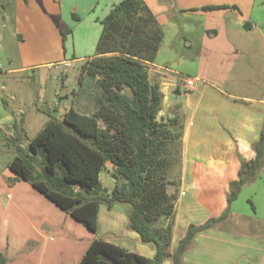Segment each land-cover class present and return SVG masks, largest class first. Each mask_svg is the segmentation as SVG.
<instances>
[{
  "label": "crops",
  "instance_id": "crops-1",
  "mask_svg": "<svg viewBox=\"0 0 264 264\" xmlns=\"http://www.w3.org/2000/svg\"><path fill=\"white\" fill-rule=\"evenodd\" d=\"M121 1L0 0V46L4 47V35L8 32L16 43L23 61L22 68L36 72L62 64L63 79L67 81V68L72 63H78L79 70L83 62L95 55L102 31L101 20ZM145 2L163 30L156 60L149 68V73L153 69L161 73L154 81L164 94L161 115H177L183 124L181 163L178 174L172 175L180 180L171 241L173 247L169 248L173 253L180 239L175 238L176 228H180L179 236L182 237L191 224L201 225L212 217H220L227 207L230 183L238 179L242 162L257 158L255 146L264 127V88L256 94L249 92L248 86L259 89L257 82L250 79L243 88L239 75L232 76L228 70L236 64L242 52L262 48V44L250 43L243 51L242 35L258 31L264 39V0ZM210 5L229 7L203 9ZM64 31L67 34L65 40ZM51 51L57 52L54 59ZM165 56L169 59H164ZM247 56L251 61L259 53ZM180 59L194 68L192 78L198 79L199 83L193 90H187L185 85L182 87L176 73L167 65L169 61ZM224 64L229 65L228 69H223ZM250 65L255 66V63L251 61ZM68 99L69 95L62 96L49 105L60 117L70 107L79 111L84 108L81 98L71 103L66 101ZM10 110L14 111L13 108ZM93 110L94 107L91 113ZM17 112L22 115L25 130V114L20 109ZM260 162L256 173L247 176L248 180L231 204L228 215L195 235L191 247L183 255L182 264H264V184L260 178L256 179L264 168V153ZM106 167L112 168V163H107ZM12 182L13 188L16 184H23L24 191L15 196L20 202L16 203L15 199L14 204H0V213L4 212L3 216L0 215V250L6 255L7 264H30L38 257L46 264H77L90 242L97 237L147 257L155 256L154 243L143 242L139 234L129 228L130 208L117 211L114 206L101 204L98 228L96 231L89 229V233L95 234L78 238L70 226H77L80 221L29 182L14 178ZM118 183L119 180L112 176L110 185L104 182L103 185L112 192ZM256 188L260 191L259 196L246 198L249 207L247 203L242 204L245 191ZM33 191L36 201L31 194ZM13 211L17 212L18 218H38V226L44 228L33 230L45 238H13L12 242L4 225L10 218L8 216L15 214ZM102 214L108 223L110 238L99 235ZM44 230L47 231L45 235ZM3 234L5 238H2ZM9 248L14 255H10ZM163 264H173V258L168 257Z\"/></svg>",
  "mask_w": 264,
  "mask_h": 264
},
{
  "label": "trees",
  "instance_id": "trees-1",
  "mask_svg": "<svg viewBox=\"0 0 264 264\" xmlns=\"http://www.w3.org/2000/svg\"><path fill=\"white\" fill-rule=\"evenodd\" d=\"M101 24L96 53L80 66V86L88 76L94 80L93 112L70 107L61 117L49 113L46 123L30 138L27 150L21 146L25 130L15 121L12 144L18 153L8 167L14 179L29 182L92 231L98 228L101 204H130L129 228L143 242L156 246L155 256L147 257L97 237L77 264H163L168 257L173 264H182L195 235L228 215L247 176L259 169L264 127L255 146L257 158L243 161L238 179L230 183L226 210L201 225L191 224L171 253L180 191V180L172 172L181 163L183 124L177 115H161L164 94L150 79V64L156 60L163 30L145 0H122ZM66 37L64 31V40ZM109 162L112 176L119 180L112 192L101 180ZM162 218L169 222L158 232L152 225ZM0 264H7L1 250Z\"/></svg>",
  "mask_w": 264,
  "mask_h": 264
},
{
  "label": "rangeland",
  "instance_id": "rangeland-1",
  "mask_svg": "<svg viewBox=\"0 0 264 264\" xmlns=\"http://www.w3.org/2000/svg\"><path fill=\"white\" fill-rule=\"evenodd\" d=\"M242 40L244 42L243 51L248 48L247 44H262V48L260 50L253 51L255 53H259V56L251 60L253 63H255V66L250 65L251 61L247 56V54L253 52L245 51L244 53L242 52V56L236 61V64L232 65L233 67H229L230 71L228 70V72L232 76L239 75V77L241 78L240 84H242V87L244 86V83H246L250 79L256 81L259 87L258 90L257 88H251V86H248L247 88L249 92L256 94L260 89L264 88V39L258 31H248L247 33L242 35ZM15 44V41H12V37L9 35V33L5 32L3 42L4 47L0 46V204H3V206L6 203L7 205L14 204L13 200L16 199V194L18 192L24 191L23 184H16V187L13 188V182L11 183V180H13L14 174L8 167L11 160L18 153L16 148L12 144V140L14 138L13 122L17 118L16 121L20 123L21 126H23V118H21L22 115L17 114L18 109H20L25 114L26 119L24 125L25 135L21 142V146L25 150L28 149L30 138L36 134V132L48 119L49 113L54 115L56 114L60 117V114L54 109L52 110L49 105L52 102H56L58 99H60V97H66L67 95H69V99L66 100L69 103H71L75 99L77 102V98H81L84 104V108L82 107L79 109L87 114H91V111L93 109L91 86L94 80L92 77L88 76L83 82L82 87L80 86V69L78 70V63H72V65L67 68L69 72L67 81L63 79L62 73L64 72V67L62 64H55V66L53 65L51 68L47 69L41 68L36 72H34L33 70H25L24 68H22L23 61L19 57V53ZM56 53L57 52L55 51L50 52L53 59ZM166 57L167 56H165L164 59L168 60L169 58ZM182 60L183 59L174 61L172 60L169 61V63L167 62V65L176 73L175 76L179 79L177 81L183 87L185 85V80L187 78L194 77L195 74L193 73L194 68L188 63L184 64ZM216 66L217 68H219L217 64ZM224 66H226L223 68L225 70L228 69L229 65L224 64ZM13 68L15 69L10 71V69ZM164 72L167 73L166 71ZM160 74L161 73L155 72L154 69L151 70V81L154 82L155 79L160 76ZM198 75L202 77L201 74L198 73ZM167 76H169V74ZM12 108L14 109V111L10 110ZM105 170L106 172H102L101 178L105 185H110V182L112 181L111 168L106 167ZM178 171L179 165L174 166L173 174L175 175ZM256 179H259L264 184V168H261ZM25 184L28 183L25 182ZM172 188L174 189V187ZM9 194L10 197L8 196ZM31 194H35L34 191L31 192ZM259 194L260 191L258 190V188L246 190L243 194L244 198L242 199V204L247 203V206L249 207L250 203H248L246 198L254 197L256 199ZM33 198H35L34 195ZM15 202L18 203L20 202V200L16 199ZM114 208L117 211H123L124 208H130L131 210V206L128 203H116L114 205ZM3 213L4 212L2 211L0 215L3 216ZM14 213L16 214V216L15 214H13L12 217L8 216L10 218L6 220V223L4 225L6 226L4 228L8 230V238H10L12 242L14 241L13 238H38V236L39 238H45V236H43L39 232H37V235L36 231L33 230H41L44 228L38 226V218H32L31 220H28L26 219L27 217L23 216H19L18 218L17 212ZM168 222L169 221H167V219L162 218L152 225L153 229L161 232L165 229ZM107 224L108 223L105 219V216H103L102 214L99 231V235L101 237H111L108 233L109 230L107 229ZM0 225L2 226V223ZM70 230L76 233V236L78 238H88L89 234H95L92 231H90L89 233V229L81 223L77 224V226H70ZM173 231L174 230L172 229V236L174 233ZM180 231V228H176V232L174 234L175 238H181V236H179ZM45 233H47L46 230H44V235ZM2 238H5L4 234ZM10 248V255H14L15 253L12 254V250ZM11 262L12 260L9 261V263ZM30 264H46V261H43L38 257V259H34Z\"/></svg>",
  "mask_w": 264,
  "mask_h": 264
},
{
  "label": "built area",
  "instance_id": "built-area-1",
  "mask_svg": "<svg viewBox=\"0 0 264 264\" xmlns=\"http://www.w3.org/2000/svg\"><path fill=\"white\" fill-rule=\"evenodd\" d=\"M199 81L196 78H187L185 80V86L187 90H193L197 87Z\"/></svg>",
  "mask_w": 264,
  "mask_h": 264
},
{
  "label": "water",
  "instance_id": "water-1",
  "mask_svg": "<svg viewBox=\"0 0 264 264\" xmlns=\"http://www.w3.org/2000/svg\"><path fill=\"white\" fill-rule=\"evenodd\" d=\"M177 93H180V90L179 89H177Z\"/></svg>",
  "mask_w": 264,
  "mask_h": 264
}]
</instances>
